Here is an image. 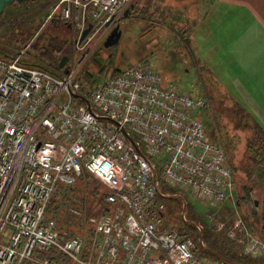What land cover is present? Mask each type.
<instances>
[{"label": "built area", "instance_id": "1", "mask_svg": "<svg viewBox=\"0 0 264 264\" xmlns=\"http://www.w3.org/2000/svg\"><path fill=\"white\" fill-rule=\"evenodd\" d=\"M131 1L59 0L46 21L68 23L80 48ZM67 70L0 58V264H52L39 255L53 249L67 264H225L202 254V230L188 221L184 199L183 221L196 231L164 221L167 198L189 193L217 206L235 188L225 150L198 115L204 97L143 60L87 87L77 68ZM85 175L104 191L90 215L69 207L88 223L78 235L60 228L49 206L61 186Z\"/></svg>", "mask_w": 264, "mask_h": 264}, {"label": "rangeland", "instance_id": "2", "mask_svg": "<svg viewBox=\"0 0 264 264\" xmlns=\"http://www.w3.org/2000/svg\"><path fill=\"white\" fill-rule=\"evenodd\" d=\"M146 4L147 9L143 13ZM207 7L206 4L205 11ZM205 11L201 0H132L114 25L96 33L80 48L74 43L75 30L68 33L61 26L52 28L62 37L73 40V54L68 57L65 67L77 68V75L89 71L99 74L100 80H105L116 69L123 70L136 61L147 60L168 83L175 84L181 91L207 99V108L202 112L207 135L225 150L235 188L232 196L217 206L204 203L189 193L185 194V198L181 197L182 200L167 198L165 226L180 231H196L193 224L183 221L184 199L188 221L201 227L205 242L209 233L214 240L225 237L238 254L246 256L247 261L242 262L264 264V252L255 253V241L264 244L261 230L264 225V127L252 120L249 113L223 91L211 72L217 56L209 51L212 42L205 41L203 45L201 31L196 29L201 26ZM117 25L121 31L118 42L104 46L106 38ZM205 25L204 22L202 27ZM82 181L95 188L97 194L104 191L100 182L92 177L85 175ZM166 187L163 185V189ZM167 191L174 192L176 189ZM80 194L74 198L75 204L88 215L94 213L99 197L91 203L93 197L86 191L82 200ZM171 202L175 204L174 211L169 209ZM236 219L242 221L241 226L234 225ZM80 223L82 225L75 228L74 233L85 235L88 223L84 218ZM205 257L215 260L208 255Z\"/></svg>", "mask_w": 264, "mask_h": 264}, {"label": "trees", "instance_id": "3", "mask_svg": "<svg viewBox=\"0 0 264 264\" xmlns=\"http://www.w3.org/2000/svg\"><path fill=\"white\" fill-rule=\"evenodd\" d=\"M58 1L59 0H23L5 4L3 10L0 12V58L9 60L14 58L13 55H15V57L20 55L23 57L22 61L24 60L23 62H26V64L30 66L48 70L56 75L66 73L68 70L65 65L60 68L59 63L62 58H68L73 54V40L69 37H62V35L57 34V32H55L56 29L53 28H60L61 26V29L68 31V33H70L73 28L57 17H53L45 22L48 14ZM146 9L147 4L143 8V13ZM44 25L48 26L45 27ZM26 45L29 46L23 52L24 55H22L21 47L23 48ZM145 62L149 63L147 60H145ZM119 71L120 70L116 69L111 76ZM78 78L83 87L92 86L103 81L99 79V74H92L89 71L82 72V74L78 75ZM204 99L206 105L199 111L198 115L204 125H206L205 121H203L204 115L202 112L207 108L208 102L205 97ZM257 127L261 129L260 126ZM82 179L72 186H61L59 191L53 195L49 206L50 215L57 220L60 228L70 230L73 233L75 228L82 225L80 220L83 219L82 216L74 215L69 211V207L81 208L75 204L74 198L76 196L79 197L78 194L80 192L81 200L84 199L85 191L91 198L93 197L91 203H94L97 197L100 198V194H97L96 189L90 188L89 184L82 181ZM168 189L170 188L166 187L164 190L167 191ZM171 199H175L176 201L179 200L178 197H171ZM172 203L173 202H171V204ZM171 204L169 205V209L174 211L175 204ZM261 230L264 233V225L261 227ZM205 244V250L202 251L204 256L208 255L212 259L221 260L225 264H248L242 262L244 260L247 261L246 256L238 254L234 247L227 242L225 237L223 240H214L209 233L207 234ZM39 256L48 258L52 264H67L66 257L58 253L55 249L40 254Z\"/></svg>", "mask_w": 264, "mask_h": 264}, {"label": "crops", "instance_id": "4", "mask_svg": "<svg viewBox=\"0 0 264 264\" xmlns=\"http://www.w3.org/2000/svg\"><path fill=\"white\" fill-rule=\"evenodd\" d=\"M201 1L204 11L208 7L196 29L203 45L212 42L209 51L217 56L211 72L223 91L264 127V0Z\"/></svg>", "mask_w": 264, "mask_h": 264}, {"label": "water", "instance_id": "5", "mask_svg": "<svg viewBox=\"0 0 264 264\" xmlns=\"http://www.w3.org/2000/svg\"><path fill=\"white\" fill-rule=\"evenodd\" d=\"M16 1L20 2V1H23V0H0V12L3 10V7L5 6V4L13 3V2H16ZM88 31H89L88 29L85 30L81 37H84L87 34ZM120 34H121V31L118 30V25H117V26H115L112 29L111 33L106 38L104 46L106 45V47H107V46L113 45L114 43H117L119 38H120ZM67 60H68L67 57L62 58L60 63H59V67L62 68L65 65ZM183 211H184V208H183Z\"/></svg>", "mask_w": 264, "mask_h": 264}, {"label": "bare ground", "instance_id": "6", "mask_svg": "<svg viewBox=\"0 0 264 264\" xmlns=\"http://www.w3.org/2000/svg\"><path fill=\"white\" fill-rule=\"evenodd\" d=\"M74 36H75V35H74ZM21 49H22V47H21ZM19 53H20V52H19ZM22 55H24V53H23ZM13 56L15 57V55H13ZM13 56H12V57H13ZM10 58H11V57H10ZM22 58H23V57H21V59H22ZM11 59H12V58H11ZM23 61H24V60H23ZM25 63H26V62H25Z\"/></svg>", "mask_w": 264, "mask_h": 264}]
</instances>
